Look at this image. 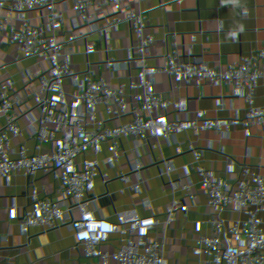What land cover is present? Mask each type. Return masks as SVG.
<instances>
[{
    "label": "built area",
    "instance_id": "built-area-1",
    "mask_svg": "<svg viewBox=\"0 0 264 264\" xmlns=\"http://www.w3.org/2000/svg\"><path fill=\"white\" fill-rule=\"evenodd\" d=\"M12 1L17 3V11L12 13L9 9L0 19V141L4 143L0 146V192L5 194V201L0 202V264H137L145 261L187 264L195 256H200L203 264H209V257L224 263L231 248L213 232L217 212L222 208L248 234L244 246L257 251L264 245V225L257 223L244 207L245 199L255 193L242 192L237 181L222 177L198 192L174 199L163 193L140 190L134 165L128 163L122 167L123 195L117 198L106 194L113 168L105 161L103 143L86 140L81 149L62 144L64 137L79 142L80 133L88 134L94 125H87L81 115L73 112L72 90L77 87L88 89L94 109L106 107L116 116L134 115L151 90L155 113L163 111L152 124L186 114L190 101L197 104L207 95L223 93L231 100L250 101L258 114L260 128L264 129V0H229L231 8L222 13L226 20L235 16L247 21L256 34L251 51L258 58L253 65L257 72L252 80L241 75L247 65L234 61L230 53L221 49L207 59L208 69L194 72L185 67L188 56L169 42L172 36L169 20L177 14L176 6L183 0H111L108 16L98 25L79 23L76 28H68L70 33L94 38L103 44V52L107 51L105 43L112 31L153 34L154 62L145 74L140 69L132 74L104 73L90 52H85L88 63L75 75L57 74L53 68L58 48L39 35L35 27H24L22 23L35 12L40 1L58 5L59 0H0V3L10 8ZM119 12H123L126 19L121 20ZM71 16L79 18L78 13ZM66 31L65 27L57 28L55 38L59 39ZM119 91L124 95L123 101H119ZM26 96H36L51 108H56L59 98L64 96L67 112L46 129L34 127L30 141L34 149L62 167L79 155L88 159L92 173L85 192L91 193L95 204L85 213L71 216L61 208L52 209L48 202L38 203L32 199L28 183L24 184L34 170L43 169L31 163L23 166V148L14 139L23 131L13 102ZM176 97L179 102L173 111ZM69 116L73 121L67 124L64 118ZM56 148L62 150L59 156L53 154ZM237 159L264 162V132L253 144L245 136L240 137ZM43 178L44 185L54 180L44 171ZM64 194L70 200L74 193L68 189ZM119 201L127 206L135 220L162 212L189 216L193 226L204 234L202 247L169 249L162 241L148 242L141 227L129 230L117 225L113 221L112 207ZM58 235L67 249H80V252L65 255L56 247Z\"/></svg>",
    "mask_w": 264,
    "mask_h": 264
},
{
    "label": "crops",
    "instance_id": "crops-1",
    "mask_svg": "<svg viewBox=\"0 0 264 264\" xmlns=\"http://www.w3.org/2000/svg\"><path fill=\"white\" fill-rule=\"evenodd\" d=\"M111 0H59L40 1L24 27H35L37 33L46 37L58 48L54 72L65 76L77 73L80 67L88 63L85 52H90L104 73L124 72L132 74L140 69L146 73L154 62L153 34L112 31L106 39L107 51L103 44L94 38L70 33L68 28L83 25H98L108 16ZM231 8L229 0H183L176 6L177 14L170 18L169 28L172 33L170 44L184 55L187 69L200 72L208 69V58L215 56L221 49L230 53L234 61L245 63L247 67L241 75L248 80L254 79L257 70L253 67L258 58L251 51L256 36L247 21L235 16L224 19L222 13ZM17 11V3L12 1L10 8L0 3V19L9 12ZM78 13L79 18L71 14ZM122 20L123 12L118 13ZM65 27L59 39L56 29ZM195 30V32H193ZM264 60V56H262ZM206 68V69H205ZM73 112L81 115L87 125L94 123L88 134L80 133V141L72 142L64 137V147L76 146L81 149L86 140L99 141L104 146V158L113 172L108 177L106 194L121 198L124 175L122 167L133 164L136 182L140 190L170 198L180 199L185 195L198 192L219 178L226 177L239 183L242 192L253 191L255 195L245 199L244 207L255 221L264 225V162L250 163L237 159L240 137L245 136L253 144L264 129L260 128L259 117L250 101L231 100L226 94L207 95L195 103H187L186 114L166 118L156 124L155 101L153 91L148 90L144 104L136 109L134 115H114L103 107L94 109L88 89L77 87L72 90ZM119 101L124 95L119 91ZM174 99L172 110L178 106ZM22 125V134L15 135L23 148V166L38 165L29 175L28 191L38 203L48 202L52 209L61 208L74 216L85 213L94 206L95 200L87 192L92 173V165L84 155H79L64 167L49 161L47 155L41 154L32 146L31 131L34 127L46 129L51 123L62 118L67 112L68 104L64 96L58 100V106L51 108L36 96H26L13 102ZM73 117L64 118L72 123ZM138 129L139 131H137ZM55 139H53L52 142ZM0 141V146H3ZM62 153L56 148L53 154ZM43 171L50 173L53 182L43 183ZM72 189L70 200L65 198V190ZM5 201V194L0 192V202ZM113 221L125 228L141 227L145 230L146 240L162 241L166 248L200 249L203 244V232L193 226L186 215H169L165 212L158 216L146 215L136 220L127 206L119 201L112 207ZM214 235L231 248L224 263L216 257H209V264H264V245L257 251H251L243 245L248 240L245 229L232 220L226 209H220L214 222ZM56 247L67 256H73L80 249H67L62 237H56ZM137 264H175L172 261L152 263L145 261ZM187 264H203L200 256L191 257Z\"/></svg>",
    "mask_w": 264,
    "mask_h": 264
}]
</instances>
